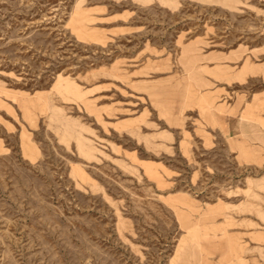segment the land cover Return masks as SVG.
<instances>
[{
	"label": "rangeland",
	"instance_id": "374dc122",
	"mask_svg": "<svg viewBox=\"0 0 264 264\" xmlns=\"http://www.w3.org/2000/svg\"><path fill=\"white\" fill-rule=\"evenodd\" d=\"M0 264H264V0H0Z\"/></svg>",
	"mask_w": 264,
	"mask_h": 264
}]
</instances>
